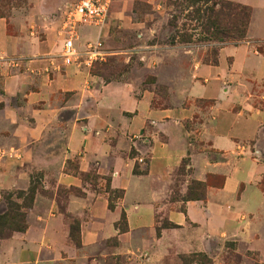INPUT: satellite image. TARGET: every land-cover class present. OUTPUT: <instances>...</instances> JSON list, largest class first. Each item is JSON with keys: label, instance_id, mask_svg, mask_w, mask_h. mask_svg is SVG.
<instances>
[{"label": "crops", "instance_id": "crops-1", "mask_svg": "<svg viewBox=\"0 0 264 264\" xmlns=\"http://www.w3.org/2000/svg\"><path fill=\"white\" fill-rule=\"evenodd\" d=\"M136 1L161 8L159 0H114L104 26L77 28L75 46L83 51L101 40V62L134 55L160 79L173 47L141 42L122 50L124 34L148 38L159 30L153 18H135ZM227 1L251 8L247 37L263 42L264 0ZM62 3L25 0L0 14V192L26 191L33 169L51 191L36 197L24 232L0 239V264H88L87 252L111 239L133 262L203 254L210 264H264V107L254 103L264 98L256 90L264 56L250 42L224 44L216 63L192 65L189 87L168 103L141 88L133 64L108 80L91 71L96 63L65 65L52 22ZM196 100L210 101L208 110ZM184 161L187 174L176 183ZM209 176L223 177L222 184L183 199L191 181ZM59 188L76 192L61 201ZM107 188L122 191L112 208ZM175 191L182 199L171 198ZM66 214L79 219L80 247L70 240Z\"/></svg>", "mask_w": 264, "mask_h": 264}, {"label": "rangeland", "instance_id": "rangeland-1", "mask_svg": "<svg viewBox=\"0 0 264 264\" xmlns=\"http://www.w3.org/2000/svg\"><path fill=\"white\" fill-rule=\"evenodd\" d=\"M77 1L78 0H63L61 7L55 14L54 20H52V22L56 23L58 26V37L59 31L61 29V23L65 18L66 10L71 8ZM23 2H25V0H0V14H6V12H8L12 6L23 7ZM113 2L114 0H112V3L110 4L108 12L113 9ZM159 5L161 8L157 10L154 5L150 6L145 2L136 1L133 8L135 18L141 19L145 15L149 16L157 22V27L159 30L157 34L149 36L148 38H138L137 36L135 37L129 34H124L122 37V50L127 51V49L136 47L141 42H145L147 44L168 45L173 47L175 50L171 53H168L167 55H164L163 63L158 69V73L161 77L160 79L156 78L150 73H146L145 70H142L140 67L143 65V62H134V55L131 56L132 58H129L128 61H126V58L123 55L110 56L105 62H96L91 71L103 75L106 80L120 79L122 75L124 77L130 66L133 64L134 69L132 74L139 76L141 75L144 78L141 88H152L158 92L163 99H166L168 103H171L170 98L172 95L176 94L177 92L186 91V89L189 87L191 82L190 71L192 65L195 62L209 63L213 60H216L217 62L218 50L222 45L250 42V44L253 45V48L264 56V41L251 42L247 37V30L245 38L241 41L231 40L225 35L226 29H228L227 24H225V22L228 21L227 16L222 18L223 23L219 25V29H216L215 27H210L209 24L205 25L207 15L205 12V7L202 4H199L195 7V9L201 8V11L198 14L195 13L194 9L188 6L187 0H159ZM208 6H210V3ZM216 30H219L221 33L216 35ZM108 45L110 48H114V43H110ZM256 90H259V94L263 95L264 97V81L257 86ZM254 103L256 105L259 103L264 107V98L261 100L256 99ZM210 104V101H195V105L200 107L203 111H207ZM199 121H201V119L195 120L194 124ZM186 125L187 127H191L192 123L189 122V124L187 123ZM194 149L198 148L195 146ZM206 150L209 151V149ZM186 174L187 170L185 167H180L176 172V183L177 180H180L183 175ZM41 177V172L37 171L36 169L32 170L31 180L36 183V193L33 202H27L23 205L22 199L18 200L16 198V193L20 190L0 192V217L4 215L7 207L4 197L12 195L10 202L16 204L12 213V217L14 218L10 219V217H8L0 220V230L3 232L5 238H8L14 232H17L13 231L14 229L28 226L31 221L30 217L32 212H34V201L38 194L44 197H49L51 195V191L44 190L42 188L40 181ZM213 181H219V177H214ZM68 192V189L59 188L57 195L62 201ZM72 192L74 193L76 190H73ZM115 197L116 194H110V198L112 200H114ZM171 198L182 199V197L176 191ZM18 215H22L23 220H20ZM65 219L69 225L74 222L79 224L78 218L71 217L67 214L65 215ZM163 225L167 224L164 223ZM119 247V242L115 239H111L98 245L93 252H87L84 249H81V252H87V254L90 255L88 264H148V262L141 260L136 262L127 260L118 252ZM206 257L203 254L181 255L174 262H164L163 264H209V259Z\"/></svg>", "mask_w": 264, "mask_h": 264}, {"label": "trees", "instance_id": "trees-1", "mask_svg": "<svg viewBox=\"0 0 264 264\" xmlns=\"http://www.w3.org/2000/svg\"><path fill=\"white\" fill-rule=\"evenodd\" d=\"M188 6L194 9L195 13L198 14L201 11V8L195 9L196 6L199 4H202L205 7V12L207 15V20L205 22L206 24H209L210 27H215L216 29H219V25H221L222 18L224 16L228 17V21L225 22L227 24L226 29V36L235 41H241L245 38L246 36V30L248 27V23L251 17V9L243 4L240 3H234L231 1H225V0H187ZM210 3V6H208ZM209 13V14H207ZM216 35L221 33L219 30H216ZM235 44V43H234ZM211 63H216V60L211 61ZM184 161V165L185 166ZM216 178V177H215ZM214 177L209 176L206 182H197V181H191V186H189V191L187 195L184 197V199H198L202 198L204 195V190L206 185H216L220 186L223 181V177H219V181L215 182L213 181ZM216 180V179H215ZM74 189H68L69 192H72ZM75 191V190H74ZM107 192L109 194V206L110 208L113 207L112 205V199L110 198V194L114 193L116 194L115 198H119L122 196V191H115V190H110L107 188ZM36 193V183L31 180L30 177V185L26 191H19L16 193V198L22 199L23 205L26 204L27 202H33L34 196ZM7 203L6 211L3 216L0 217L1 219L8 218L13 219L12 213L13 210L15 209L16 204L11 203L10 199L12 198V195L4 197ZM20 220H23L22 215H18ZM6 225V224H4ZM26 226L19 228V229H14L13 231L17 232H24L26 230ZM118 228L121 231L126 230V221H125V216L122 214L121 220L119 222ZM69 237L72 243L76 247H80V240H79V224H76L75 222L69 225ZM5 236L3 232L0 230V239H4ZM205 256V255H204ZM206 257V256H205ZM207 258V257H206ZM210 262V259H209ZM210 264V263H209Z\"/></svg>", "mask_w": 264, "mask_h": 264}, {"label": "built area", "instance_id": "built-area-1", "mask_svg": "<svg viewBox=\"0 0 264 264\" xmlns=\"http://www.w3.org/2000/svg\"><path fill=\"white\" fill-rule=\"evenodd\" d=\"M111 3L112 0H78L66 10L59 31V36L63 40L62 57L65 65L91 67L105 59L106 54L102 49L101 40L87 42L83 51L76 48L75 42L79 39L77 31L79 26L102 27L106 24ZM141 161L139 159V162Z\"/></svg>", "mask_w": 264, "mask_h": 264}]
</instances>
